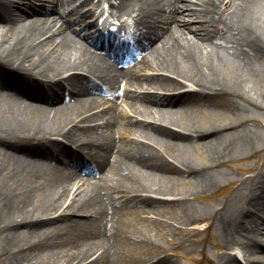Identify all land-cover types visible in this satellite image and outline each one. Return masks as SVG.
Instances as JSON below:
<instances>
[{
  "label": "bare ground",
  "instance_id": "6f19581e",
  "mask_svg": "<svg viewBox=\"0 0 264 264\" xmlns=\"http://www.w3.org/2000/svg\"><path fill=\"white\" fill-rule=\"evenodd\" d=\"M38 1L0 0L1 20L7 14L5 20L9 24L7 30L0 28V96L7 101L0 100V146L5 149L4 155H9L11 151L14 157V161L11 159L12 172L6 171L4 158L0 160V169L7 172L0 178V232H5L0 257L8 261L7 264H129V260L122 257L116 236L106 235V225L104 231L101 229L103 218H108L106 208L114 193L122 197L130 193L127 202L134 200L158 206L184 203L188 206L191 197L183 193L171 199L152 195L159 190V182L153 181L158 171L190 175L201 189L211 188L215 184L214 164L195 163L185 155L183 145L199 141L215 155L231 148L249 154L261 150L258 133L246 122L256 118L254 109H264V87H258L253 81V77H261L263 81L264 73L258 76L253 71L257 68H244L237 53L250 57L246 47L253 56L264 62V0H226L235 9L242 4L251 8L246 13L238 11L236 19H231L230 13L227 15L228 11L222 9L225 0H166L167 5H163L162 0H142L140 20L148 24L155 34L153 54L157 60L149 66L152 71L146 70L148 75H136V83L150 85L156 82L163 87L174 85L173 89H178L176 75L191 81L192 87L178 90V94L168 102L179 100L182 104L187 98L217 103L224 101L233 106L238 119L227 123L217 120L209 127L194 123L189 126L188 119L192 115L188 112L162 117L167 109L161 112L158 109L157 118L136 119L137 122L145 121V128L141 131L120 126L118 130L121 133L138 132L143 139L148 137L150 141L139 138L123 140L121 144L124 142V145L119 149L115 161L110 162L107 157L100 160L98 165L104 173L102 187L98 181L83 187L69 172L57 166L49 170L40 169L36 166L35 157L29 159L25 155L49 145L47 153L60 161L72 149L66 143L68 141L73 143V152L77 154L89 153L93 146L101 149L106 144L110 148L113 139H110L109 133L113 134L116 123L108 110L85 113L95 105V100L66 103L56 111L17 100L22 92L12 85L19 89L37 86L47 93L53 91L56 97L51 93L52 97L57 98L65 85H69L71 91L83 87L84 84L80 82L82 73L79 71L103 81L106 75L115 77L110 65L99 68V58L90 54L86 46L64 29L54 28V15L47 13L39 25L34 21L26 23L36 10ZM169 6L174 8L169 24L172 26L174 21H181L184 28L194 30L201 43L181 41L170 26L159 32L160 11ZM52 8L53 13H58L56 4ZM185 10L190 14L188 21L184 19ZM196 17L199 21L194 25ZM217 35L224 40L231 39L238 46L234 48L237 57L233 58L235 65L231 68L235 78L233 82L221 68L227 64L220 51L223 49L210 42ZM136 73L133 70V74ZM138 97L141 98L140 95ZM183 106L190 105L187 103ZM131 107L138 110L135 102ZM137 114L147 115L149 109L142 108ZM102 118H105L102 123L84 124ZM99 128L103 131L99 132ZM231 136L234 138L230 139ZM24 167H34L30 171L36 173L33 174V183L20 181ZM134 168L142 172H134ZM125 169L129 171L124 172ZM253 182L244 201L246 198L257 200L255 196L264 195V175L254 178ZM241 194V187H238L218 203L220 208L215 206L211 215L192 217V220L205 221L207 231L214 224L222 240V243H217V254L203 248L201 259L211 257L214 264H239L237 253L232 250L240 247L248 255L246 263L250 264L251 252L257 248L264 250L261 246L264 242L261 223L253 216L247 217L252 211L243 214ZM103 195L107 196L106 200ZM76 213H83L85 217L78 218ZM108 221L114 223L113 216ZM64 223L75 229L74 237L69 239L70 247L65 251L57 246V239L48 234L61 228ZM246 230L247 239H243L242 233ZM151 264L178 263L159 258ZM260 264H264V260Z\"/></svg>",
  "mask_w": 264,
  "mask_h": 264
},
{
  "label": "rangeland",
  "instance_id": "374dc122",
  "mask_svg": "<svg viewBox=\"0 0 264 264\" xmlns=\"http://www.w3.org/2000/svg\"><path fill=\"white\" fill-rule=\"evenodd\" d=\"M127 2L131 5L134 3L130 0H127ZM250 9L242 4L232 12L233 15L232 13L229 15H231V19H236L238 11L246 13ZM228 51L231 50L228 49ZM223 52L221 51L227 60V64H223L221 68L228 79L233 82L235 78L231 68L235 64L227 59L226 55L231 54H228L226 50ZM237 54L239 56L243 55L242 53ZM229 57L232 59L231 57L237 56L232 54ZM246 66L248 69L251 67L257 68L258 76L261 75L259 71H264V62L257 57H249ZM253 81L257 83L258 87H264V79L262 81L261 77H253ZM33 103L42 105V102L38 100L33 101ZM189 105L191 108L190 115H192L191 119H188L189 126L194 123V125L209 127L216 124L217 120L227 123L232 119H238L233 106H230L229 103L226 104L224 101L217 103V101L197 100L190 102ZM254 115L256 118L248 120L246 125L248 124L258 133L262 151L249 154L231 148L215 155L213 151L203 146L199 141L183 145L186 148L185 155L195 163L202 165L206 163L214 164L212 171L215 184L211 188H199L191 176L182 175L183 173L181 175L166 172L156 174L153 181L155 183L159 182V190L152 195L171 199L178 198L183 193L191 197L192 201L188 206L184 203L176 206L146 205L145 210L135 211V209L127 208L119 210L117 213L119 218V246L130 264L142 262L143 258L150 259L153 256L165 254H170L171 259L176 260L178 264H201L198 258L201 257L203 248L212 254L219 252L215 244L217 241L221 242V238L216 227L213 225L209 231L204 230L202 228L205 222H193L192 217L211 215L215 206L217 205L220 208L221 205H218V203L229 197L238 187H241L243 192L248 195L254 178L262 177L264 172V109H254ZM135 136H137V133H134ZM232 138L234 136L230 137V139ZM4 152L5 149L0 146V160L4 158L3 161L7 166L6 171L12 172L13 167L11 165L14 157L11 151L7 156L4 155ZM249 168L250 170H248ZM22 169L24 173L21 174L20 181L33 183L32 178L35 180L33 174H36L30 173L33 168L24 167ZM7 172L0 169V178ZM206 194L212 195L208 197ZM249 199L246 198L244 201V195L241 196L242 208H247L246 203ZM252 208L254 207L252 206ZM190 227L199 229H191L188 232L186 229ZM54 233L57 232L51 231L50 235H54ZM59 233L64 235L63 239L66 240L69 230L63 227ZM4 234L5 232L2 230L0 232V245L3 243ZM210 234L211 238L209 237ZM7 262L3 257H0V264H7ZM208 262L206 259L202 264H209ZM211 263L213 264L212 261H210Z\"/></svg>",
  "mask_w": 264,
  "mask_h": 264
}]
</instances>
